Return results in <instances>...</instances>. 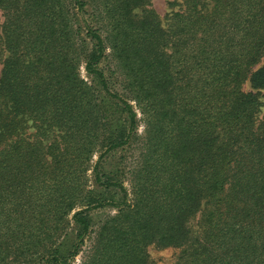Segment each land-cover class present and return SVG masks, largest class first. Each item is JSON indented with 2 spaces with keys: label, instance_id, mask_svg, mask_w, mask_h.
I'll return each instance as SVG.
<instances>
[{
  "label": "trees",
  "instance_id": "obj_1",
  "mask_svg": "<svg viewBox=\"0 0 264 264\" xmlns=\"http://www.w3.org/2000/svg\"><path fill=\"white\" fill-rule=\"evenodd\" d=\"M145 5L0 0V264H264V0Z\"/></svg>",
  "mask_w": 264,
  "mask_h": 264
},
{
  "label": "rangeland",
  "instance_id": "obj_2",
  "mask_svg": "<svg viewBox=\"0 0 264 264\" xmlns=\"http://www.w3.org/2000/svg\"><path fill=\"white\" fill-rule=\"evenodd\" d=\"M149 2H150V6L145 5L144 7L137 8L135 9L134 13L139 15L142 13V11L145 8L146 9L152 8L159 15L162 21V25L165 28H168L172 15L175 12L179 11L182 7V0H149ZM104 65H106L107 69L111 68V64H109V61L107 60L104 62ZM108 73H111V71H108ZM82 75L84 77H87L84 69H82ZM243 87L245 90H251V85L248 81L244 84ZM118 88L120 89V87ZM138 117L139 119L142 118L139 112H138ZM138 130H139V134L141 135L144 134L145 123L143 122V120H140ZM99 155L100 153H97L94 155L93 163L97 161V159L99 158ZM118 156H120V154H118ZM137 156H138L137 153L136 154L132 153L131 160H130V157L128 158V160L133 161L135 158H137ZM90 174H91V171H90ZM116 211L117 210L112 207H105V208H99V209L92 210V216L94 217V222H95L94 229H99V227L101 226V223L104 222L108 216L114 215ZM94 237H96L95 233H93L90 238H87L85 240L80 254L74 259L72 264H80L83 261L86 253L89 252L90 247L93 245V241L95 239ZM147 253L149 254L150 260L154 264H174V261L176 259L177 254L179 253V250L174 249L172 247L158 248L156 246L150 245L147 248Z\"/></svg>",
  "mask_w": 264,
  "mask_h": 264
}]
</instances>
